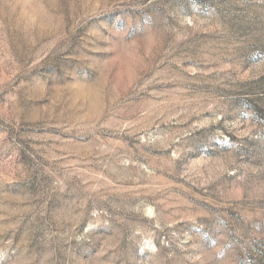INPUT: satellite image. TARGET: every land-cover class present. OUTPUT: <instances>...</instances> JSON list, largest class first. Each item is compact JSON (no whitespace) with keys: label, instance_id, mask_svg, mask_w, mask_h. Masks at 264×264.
Listing matches in <instances>:
<instances>
[{"label":"rangeland","instance_id":"rangeland-1","mask_svg":"<svg viewBox=\"0 0 264 264\" xmlns=\"http://www.w3.org/2000/svg\"><path fill=\"white\" fill-rule=\"evenodd\" d=\"M0 264H264V0H0Z\"/></svg>","mask_w":264,"mask_h":264}]
</instances>
